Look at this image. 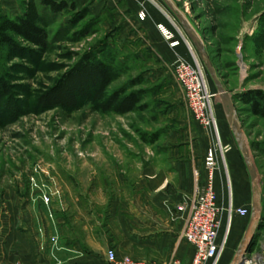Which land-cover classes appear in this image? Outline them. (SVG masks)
<instances>
[{"label": "rangeland", "instance_id": "374dc122", "mask_svg": "<svg viewBox=\"0 0 264 264\" xmlns=\"http://www.w3.org/2000/svg\"><path fill=\"white\" fill-rule=\"evenodd\" d=\"M26 1L0 0V21L23 15ZM66 1L75 9L54 13L40 5L49 36L46 48L20 38L16 48L0 44V69L9 84L6 93L0 92V210L5 209L7 190L13 189L17 196L41 205L53 225L58 215L73 206L75 189L90 192L100 184L114 189L123 174L134 181L135 161L168 156L170 146L188 148L190 156L205 159L208 149L221 143L222 184L230 190L234 205L249 213L234 216L219 264H234L242 243L254 231L259 200L253 179L261 189L263 211L245 249L261 251L264 116L243 97L259 92L264 99V0H133L137 10L118 9L119 1L98 16L92 11V0ZM152 13L164 19L158 29L170 45H179L182 56L195 64L196 58L203 66L219 135L194 117L175 79L177 56L172 61L156 56L149 39L141 35L140 21ZM196 38L207 51L212 69ZM90 58L113 64L107 98L126 87L144 91L146 106L125 115L103 113L91 99L83 98L73 110L39 106L41 96ZM223 92L229 95L238 121L229 117ZM143 134H156L158 140L145 142ZM118 168L120 177L114 174ZM93 197L107 206L112 201L111 196ZM50 229L38 226L36 232L43 250L50 239L49 253L55 258L57 234Z\"/></svg>", "mask_w": 264, "mask_h": 264}, {"label": "crops", "instance_id": "0c3cea01", "mask_svg": "<svg viewBox=\"0 0 264 264\" xmlns=\"http://www.w3.org/2000/svg\"><path fill=\"white\" fill-rule=\"evenodd\" d=\"M119 1L122 6L118 5V9H139L133 0H92V11L97 16L103 15L107 7H115ZM158 24H164V19L154 13L140 21L141 35L149 39L153 53L169 61L177 53L184 55L179 45L171 46V41L164 38ZM170 148L168 156L136 159L134 181L124 174L120 177L118 168V174L116 171L114 174L120 178L114 189L108 190L103 184L90 192L75 189L74 210L69 205L68 213L58 215L53 225L41 205L17 196L13 189L7 190L5 209L0 210V264H111L110 250L119 257L127 254L158 263L172 258L190 262L195 250L181 237L184 221L176 217L175 205L183 194L194 190L196 169L205 176V159L190 156L188 148ZM220 186L218 179L217 187ZM95 194L111 196V204L95 200ZM38 226L46 231L51 228V233L57 234L54 253L57 260L50 256V239L47 249H42L36 232Z\"/></svg>", "mask_w": 264, "mask_h": 264}, {"label": "built area", "instance_id": "2783aa9c", "mask_svg": "<svg viewBox=\"0 0 264 264\" xmlns=\"http://www.w3.org/2000/svg\"><path fill=\"white\" fill-rule=\"evenodd\" d=\"M142 19L144 16L141 17ZM163 29V26L161 27ZM165 29V28H164ZM170 34L164 30V34ZM195 62L178 54L175 62V79L183 91L194 117L205 127L218 134V126L212 108L213 94L210 91L206 73L196 58ZM219 135V134H218ZM219 147V148H218ZM220 152L221 145L208 149L205 157V176L199 169L195 170V187L192 193L183 194L175 205L176 217L184 221L182 239L194 247L190 262L172 258L158 263L145 259H133L130 256L119 257L114 250L108 253L111 264H219L226 248L235 215L246 216L249 210L236 207L233 197L224 182ZM221 180L220 188L217 187ZM44 193V199L49 200ZM236 264H264V245L261 251L245 249Z\"/></svg>", "mask_w": 264, "mask_h": 264}, {"label": "trees", "instance_id": "16d2710c", "mask_svg": "<svg viewBox=\"0 0 264 264\" xmlns=\"http://www.w3.org/2000/svg\"><path fill=\"white\" fill-rule=\"evenodd\" d=\"M40 5L50 8L54 13L68 11L76 7L68 1L58 0H27L23 15L16 19L3 17L0 21V44L10 47H19L17 38H20L32 46L46 48L48 46V32L42 24ZM113 64L103 59H88L78 69L71 72L62 82L41 96L39 106L52 109L60 108L73 110L79 106L80 98L91 99L95 106L103 113H115L125 115L136 112L146 106L143 104L144 91H133L121 88L114 92L109 98L106 97L107 88L113 80ZM0 85L3 93L9 87L8 82L0 69ZM250 93L243 97L251 103L254 110L264 116L263 96ZM143 140L153 143L158 140L155 134L148 137L143 134Z\"/></svg>", "mask_w": 264, "mask_h": 264}, {"label": "water", "instance_id": "95a60500", "mask_svg": "<svg viewBox=\"0 0 264 264\" xmlns=\"http://www.w3.org/2000/svg\"><path fill=\"white\" fill-rule=\"evenodd\" d=\"M196 41L197 43L200 45V47L202 48V51L205 53L206 57H207V61H208V65H209V68L212 69V63L209 59V57L207 56V51L205 50V48L202 46L201 42L199 40H197L196 38ZM219 89L220 91H222V88L219 84ZM223 95H224V103L226 105V109H227V112H228V115L230 118H235L236 121H238V118H237V115L235 113V108L231 102V99L229 97L228 94H226L225 92H223ZM253 182H254V186H255V189L257 190V195H258V200H259V209H258V218H257V221H256V225H255V228H254V231L252 233V235L250 236V238L248 239V241H244L241 245V250L239 251V253L236 255L235 259H234V264H236L237 260L239 259V257L241 256V254L244 252V249L247 248L248 245H250L252 239H253V234L254 232L256 231V228L258 227L259 223H260V219H261V216H262V211H263V205H262V193H261V189H260V186L257 184V182L255 181V179H253ZM243 251V252H242Z\"/></svg>", "mask_w": 264, "mask_h": 264}]
</instances>
